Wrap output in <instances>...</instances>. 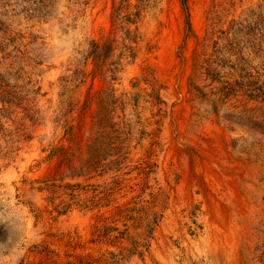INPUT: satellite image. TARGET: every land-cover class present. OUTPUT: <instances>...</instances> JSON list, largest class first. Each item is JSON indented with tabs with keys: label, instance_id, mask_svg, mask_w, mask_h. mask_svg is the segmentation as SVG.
<instances>
[{
	"label": "rangeland",
	"instance_id": "1",
	"mask_svg": "<svg viewBox=\"0 0 264 264\" xmlns=\"http://www.w3.org/2000/svg\"><path fill=\"white\" fill-rule=\"evenodd\" d=\"M0 264H264V0H0Z\"/></svg>",
	"mask_w": 264,
	"mask_h": 264
}]
</instances>
